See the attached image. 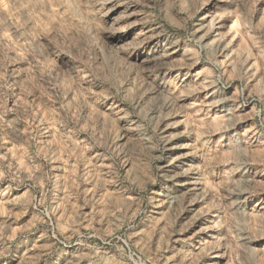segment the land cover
Segmentation results:
<instances>
[{
	"label": "rangeland",
	"instance_id": "374dc122",
	"mask_svg": "<svg viewBox=\"0 0 264 264\" xmlns=\"http://www.w3.org/2000/svg\"><path fill=\"white\" fill-rule=\"evenodd\" d=\"M0 264H264V0H0Z\"/></svg>",
	"mask_w": 264,
	"mask_h": 264
},
{
	"label": "bare ground",
	"instance_id": "6f19581e",
	"mask_svg": "<svg viewBox=\"0 0 264 264\" xmlns=\"http://www.w3.org/2000/svg\"><path fill=\"white\" fill-rule=\"evenodd\" d=\"M197 176H198V175H197ZM192 183H194V182H192ZM196 189H197V188H196ZM215 255H216V253H215V254H212V256H213V259H214V258H216V257H214Z\"/></svg>",
	"mask_w": 264,
	"mask_h": 264
}]
</instances>
